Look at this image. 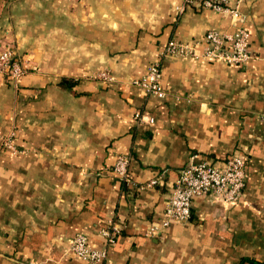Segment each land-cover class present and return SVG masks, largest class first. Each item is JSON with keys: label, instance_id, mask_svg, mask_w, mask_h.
Listing matches in <instances>:
<instances>
[{"label": "crops", "instance_id": "0c3cea01", "mask_svg": "<svg viewBox=\"0 0 264 264\" xmlns=\"http://www.w3.org/2000/svg\"><path fill=\"white\" fill-rule=\"evenodd\" d=\"M236 2L251 34L246 64L162 53L170 39L202 50L209 29L229 26L227 13L198 3L2 4L0 49L11 46L28 70L17 86L0 76V132L15 129L16 145L0 152V264H90L70 253L72 239L85 232L102 246L110 221L120 233L107 264L264 263V0ZM156 59L164 97L131 84ZM105 68L114 81L93 77ZM121 154L131 181L114 172ZM195 154L221 167L244 157V194L198 196L186 223L148 235Z\"/></svg>", "mask_w": 264, "mask_h": 264}, {"label": "built area", "instance_id": "2783aa9c", "mask_svg": "<svg viewBox=\"0 0 264 264\" xmlns=\"http://www.w3.org/2000/svg\"><path fill=\"white\" fill-rule=\"evenodd\" d=\"M240 1V0H239ZM198 3L215 11L227 13L229 26L224 30L209 29L205 34L204 48L201 50L196 41L170 39L163 54L189 55L202 61H223L230 64H246L254 55L251 49V34L246 26V13L241 4L231 0H182L180 9L186 5ZM23 58L19 57L11 46L0 49V76L13 86H17L27 72ZM99 79L103 83L114 81V76L107 68L100 70ZM163 69L159 59L152 61L145 74L134 77L131 84L136 85L158 97L166 95L163 86ZM142 119L144 116H140ZM149 120L153 121V117ZM15 129L0 132V152L16 149ZM130 157L121 154L114 164V172L124 181H131L129 170ZM161 175V174H160ZM159 175L148 180L145 185L153 186L159 181ZM246 159L240 155H231L224 167L207 158L192 156L189 165L182 167L175 179L172 193L168 199L160 223L152 224L146 231L148 235H158L173 223H186L192 214V204L201 195H219L226 201L238 200L246 187ZM104 238L102 246L91 244L85 232H78L72 239L69 251L72 255L88 261L90 264H107L109 246L116 242L120 227L112 221L99 228ZM6 264H36L34 260L13 258Z\"/></svg>", "mask_w": 264, "mask_h": 264}, {"label": "rangeland", "instance_id": "374dc122", "mask_svg": "<svg viewBox=\"0 0 264 264\" xmlns=\"http://www.w3.org/2000/svg\"><path fill=\"white\" fill-rule=\"evenodd\" d=\"M10 1V0H9ZM8 3V0H0V25L2 24V23H4V21H7V19H5L4 18V16H3V8H2V4H7ZM3 11V12H2ZM4 14L5 15H7L8 14V11H5L4 12ZM3 26V25H2ZM2 29V28H1ZM0 29V30H1ZM0 33H3V32H0ZM3 36V35H2ZM2 36H0V38L2 37ZM17 54V53H16ZM99 72H100V70L93 76L94 78H97L98 80H99V77H98V74H99Z\"/></svg>", "mask_w": 264, "mask_h": 264}, {"label": "trees", "instance_id": "16d2710c", "mask_svg": "<svg viewBox=\"0 0 264 264\" xmlns=\"http://www.w3.org/2000/svg\"><path fill=\"white\" fill-rule=\"evenodd\" d=\"M252 262H257V261H252ZM258 263H260V264H264V263H262V262H260V261H259Z\"/></svg>", "mask_w": 264, "mask_h": 264}]
</instances>
